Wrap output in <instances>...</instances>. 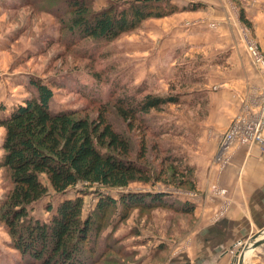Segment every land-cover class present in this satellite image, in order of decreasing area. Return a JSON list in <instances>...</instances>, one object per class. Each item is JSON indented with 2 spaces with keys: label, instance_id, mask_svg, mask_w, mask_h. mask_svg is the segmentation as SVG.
Listing matches in <instances>:
<instances>
[{
  "label": "rangeland",
  "instance_id": "obj_1",
  "mask_svg": "<svg viewBox=\"0 0 264 264\" xmlns=\"http://www.w3.org/2000/svg\"><path fill=\"white\" fill-rule=\"evenodd\" d=\"M90 1L93 11L109 2ZM61 5L62 0H0V119L31 97L28 82L38 76L51 84L52 110L91 117L104 111L113 128L130 142L133 159L144 144L140 161L150 170L149 181H134L124 189L100 187L99 193L119 199L121 193L160 192L164 201L124 206L117 202L116 208L110 207L95 240L97 250L104 251L96 255L94 264H167L175 252L194 241L196 229L202 227L201 211L189 212L177 204L186 202L188 193L199 191L198 181L210 175L206 166L223 167L233 148L243 145L233 144L228 157L222 156L218 135L230 123L226 129L217 124L220 130L208 125L215 123L219 105V96L208 97V93L243 71L264 77L257 62V57L264 60V0H167L165 8L156 9L162 14L146 18L111 41L78 39L61 25L68 15L56 16L62 12ZM248 6L261 13L248 17ZM240 10L246 21L240 19ZM215 15L226 18L227 33L221 34L218 21L210 20ZM114 91L116 95L141 91L139 97L172 94L178 102L127 121L116 113L111 99L105 101ZM3 136L0 126L1 142ZM170 155L177 161L167 171L165 160ZM184 168L191 169L190 176H185ZM5 176L0 169V199L9 185ZM95 189L78 183L61 194L49 190L30 214L47 221L61 200L81 195L85 218L99 198ZM263 237L259 232L239 238L240 253L251 250L243 264H264V258L257 257L258 246H253ZM93 240L88 237L85 246ZM18 258L0 222V264H17Z\"/></svg>",
  "mask_w": 264,
  "mask_h": 264
},
{
  "label": "trees",
  "instance_id": "obj_2",
  "mask_svg": "<svg viewBox=\"0 0 264 264\" xmlns=\"http://www.w3.org/2000/svg\"><path fill=\"white\" fill-rule=\"evenodd\" d=\"M62 2V12L56 16L68 15L67 23L62 20L61 25L75 32L78 39L111 41L146 18L162 14L156 9L165 8L167 0H109L99 11L91 9L90 0ZM240 19L246 21L243 10ZM93 77L100 80L97 74ZM28 87L31 97L0 119L4 128L0 169L9 183L0 199V222L18 251L17 264H94L96 255L104 251L97 250L95 240L110 207L116 208L117 202L124 206L164 201L160 192L121 193L119 199L99 193L100 187L124 189L134 181H149L150 170L140 161L145 145L133 159L130 142L113 128L104 111L94 117L73 110L54 111L49 106L54 95L50 83L32 76ZM140 92L116 95L114 91L105 101L111 99L116 113L127 121L139 120L151 110L159 111L168 103L178 102L177 95L146 93L139 97ZM174 161L177 158L173 155L165 160L167 171ZM190 170L185 169V176H190ZM78 183L96 188L99 196L85 218L81 195L61 200L47 221L30 214L33 205L49 190L61 194ZM177 205L193 211L188 201ZM88 237L94 240L85 246Z\"/></svg>",
  "mask_w": 264,
  "mask_h": 264
},
{
  "label": "crops",
  "instance_id": "obj_3",
  "mask_svg": "<svg viewBox=\"0 0 264 264\" xmlns=\"http://www.w3.org/2000/svg\"><path fill=\"white\" fill-rule=\"evenodd\" d=\"M196 1L200 2L192 0ZM245 13L255 18L261 11L248 6ZM225 19L217 15L210 19L218 21L221 34L228 31ZM233 55L234 51L230 56ZM260 78L255 72L247 74L243 71L227 78L215 89L218 92L209 91L208 97L219 96V105L216 119H212L215 123L208 125L220 130L216 126L219 124L226 129L232 118L246 107L254 109L260 105L264 101V77ZM206 168L210 175L198 181L199 191L187 194L193 211H201L202 227L199 225L196 229L194 241L175 252L167 264L236 263L237 252H240L236 245L239 238L259 232L264 235V151L256 146L237 145L223 167L210 165ZM218 190L223 193L217 194ZM259 246L255 248L257 257L264 253V244Z\"/></svg>",
  "mask_w": 264,
  "mask_h": 264
},
{
  "label": "built area",
  "instance_id": "obj_4",
  "mask_svg": "<svg viewBox=\"0 0 264 264\" xmlns=\"http://www.w3.org/2000/svg\"><path fill=\"white\" fill-rule=\"evenodd\" d=\"M259 73L264 76V60L257 57ZM257 110L245 108L233 118L228 128L222 133L219 144L223 157H228L233 144L256 146L264 151V101L256 106Z\"/></svg>",
  "mask_w": 264,
  "mask_h": 264
},
{
  "label": "water",
  "instance_id": "obj_5",
  "mask_svg": "<svg viewBox=\"0 0 264 264\" xmlns=\"http://www.w3.org/2000/svg\"><path fill=\"white\" fill-rule=\"evenodd\" d=\"M262 243H264V237L263 238H261V239H259V240H256L255 242H254V247H257V246H259L260 244H262ZM240 252H237V255L239 254ZM243 257H244V255L242 256V261L241 260H239V261H236V263L235 262H233L232 264H243Z\"/></svg>",
  "mask_w": 264,
  "mask_h": 264
},
{
  "label": "bare ground",
  "instance_id": "obj_6",
  "mask_svg": "<svg viewBox=\"0 0 264 264\" xmlns=\"http://www.w3.org/2000/svg\"><path fill=\"white\" fill-rule=\"evenodd\" d=\"M259 237V236H258ZM251 252V250L249 249V250H247V251H244L243 253H239L238 254V256H237V259H236V261H239V260H241L242 261V256L244 255V257L247 255V254H249ZM244 257H243V259H244Z\"/></svg>",
  "mask_w": 264,
  "mask_h": 264
}]
</instances>
